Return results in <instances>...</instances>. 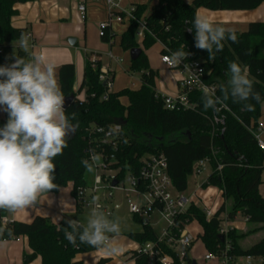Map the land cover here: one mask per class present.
<instances>
[{"label":"trees","instance_id":"obj_1","mask_svg":"<svg viewBox=\"0 0 264 264\" xmlns=\"http://www.w3.org/2000/svg\"><path fill=\"white\" fill-rule=\"evenodd\" d=\"M27 0H0V66L14 62L13 53L28 59V54L15 43L26 34V29L13 27L11 18L18 14L17 3ZM264 0H158L150 10L147 4H134V16L129 20L128 28L122 33L121 46L125 50L141 48L142 53L136 60H131L130 71L141 72V86L138 89L124 88L119 91H109L105 80L100 78L103 64L101 60H89L84 69L83 80L78 92L75 91V64L65 63L59 69L60 87L65 97L76 95V99L65 110L73 124L78 123L75 135L68 136V147L63 154L54 158L56 165L53 183L61 187L72 184V193L78 187L88 183L87 169L82 160L87 159L84 153L87 129L95 125L108 126L115 122L127 121L123 130L119 157L122 165L130 166L137 173L142 157L156 152H164L169 163V174L174 187L184 192L188 187V176L192 173L194 162L205 157L211 158L213 172L204 182V187L215 186L222 192L224 202L216 216L207 220L204 210L192 204L183 221H197L203 228L198 234L208 253H217L227 242L232 246V253L237 256L264 257V237L248 248L241 245V240L252 234L256 229L238 231L232 229L224 239L221 238L219 216L226 212L229 220L241 213L248 222L259 224L264 230V197L260 194L263 183L264 149L249 127L256 130L262 115V104L254 100L234 102L229 96L224 100L232 112L227 113L226 130L216 135L212 134L211 118L214 111L203 107V92L192 91L189 98L196 104L195 109L170 110L166 108L165 100L156 89L158 72L150 66L146 50L156 43L162 44L161 53H172L184 45V50L190 53L194 60H200L205 69V81L217 86V94L223 98L222 86H228L231 77L230 62H237L248 70L249 79L253 81L254 91L259 92L264 100V21L252 22L248 30L235 31L238 42L225 39L223 50L215 53L214 60H209V53L195 47L192 21L198 8L211 10H250L258 7ZM144 19L147 25L145 37L139 41L137 32L140 28L138 20ZM116 34L111 26L105 29L102 40L111 43ZM168 49H166L165 48ZM114 73L109 72V78L114 80ZM86 92V99L81 100L78 93ZM108 92V97L104 95ZM127 97L129 104L122 103L121 98ZM254 105L248 110L245 105ZM73 114L75 119H72ZM7 118H0V127ZM213 150L216 151L213 156ZM218 161L224 164L217 171ZM79 209V208H78ZM8 211L0 210V215ZM137 221L142 220L135 216ZM63 218L55 223L50 217L35 216L30 222L13 221L8 226H2L5 232L0 234V240L27 236L32 253L24 254V264H32L39 256L42 264H83L77 260L78 254L100 250L88 245L73 246L65 238V228L68 227ZM143 230L128 233L140 244L154 241L158 233L150 224H144ZM183 226V225H181ZM69 231L71 229H68ZM9 232L11 235H9ZM136 264H148V259L138 250L130 251ZM189 253L186 262L178 260L174 264H190ZM101 259L98 264H103Z\"/></svg>","mask_w":264,"mask_h":264},{"label":"clouds","instance_id":"obj_2","mask_svg":"<svg viewBox=\"0 0 264 264\" xmlns=\"http://www.w3.org/2000/svg\"><path fill=\"white\" fill-rule=\"evenodd\" d=\"M195 47L206 50L209 60L223 50V41L238 42L234 29L214 22L208 15L197 12L192 21ZM20 46L28 52L27 37L21 36ZM180 49L171 53V61L180 64L190 53ZM14 62L0 66V109L7 113L6 123L0 127V210L15 213L18 210L52 203L48 193L58 189L53 183L56 165L54 158L68 147V136L75 133L79 124H73L64 108L65 96L58 83L56 67L42 54L32 53L25 59L13 53ZM231 77L228 86H222L223 98L205 85L203 107L219 112L229 96L234 102L254 100L264 103L260 93L254 91L248 70L237 62L229 64ZM248 110L254 105L246 104ZM72 119H75L73 114ZM120 126H113L118 132ZM90 160H82L87 171L92 172L101 156L91 150ZM95 202V201H94ZM68 206L64 203V209ZM57 221L59 218H56ZM65 238L70 244L102 248L116 256L121 250V227L118 220L109 219L98 202L92 208L86 224L79 220H67ZM68 229H71L70 231ZM5 229L0 228V234ZM9 235L11 233L9 232ZM7 241H0V247Z\"/></svg>","mask_w":264,"mask_h":264},{"label":"built area","instance_id":"obj_3","mask_svg":"<svg viewBox=\"0 0 264 264\" xmlns=\"http://www.w3.org/2000/svg\"><path fill=\"white\" fill-rule=\"evenodd\" d=\"M121 1L104 0L108 7L109 16L107 20L100 23L101 36L105 34V29L115 21L125 22L126 20L136 19L134 16L136 7L131 6L125 9L122 7ZM86 3L87 0H82L78 6L83 19L86 16ZM138 22L140 28L137 36L142 40L145 37L147 25L144 19L138 20ZM161 61L167 67L177 69L182 74L178 81L180 91L177 95L160 93L165 100L166 108L170 110L195 109L196 104L190 100L189 93L195 90L202 92L205 85L214 89L218 96L217 86L210 85L205 81V69L200 60H194L188 56L180 64H175L171 61V53H162ZM101 73L100 78L105 80L108 90H113V79L109 78V70L102 67ZM107 97L108 92L104 95V98ZM217 107L220 108V111L214 112L211 118L213 135L226 130L227 113L232 112L231 107L224 101L222 105H217ZM115 125L120 126L118 132L113 131ZM249 128L253 131L258 145L264 149L263 128L260 124L256 130L253 126ZM123 130L124 124L122 122H115L108 126L95 125L87 129L84 153L87 159L90 160L91 150H94L96 154L101 156V160L97 165H94L93 179L78 187L75 194H73L77 207L81 211L87 208L92 210L95 207V202H98L101 210L108 217H112L114 215L116 192H121L122 196L124 195L129 213L134 217H139L143 225L150 224L154 228L150 221V216L154 212H158L165 222L162 231L157 232L158 237L156 240L143 243L137 249L140 254L147 257L148 264H174L177 260L185 263L189 248L198 239V236L196 237L189 229L192 222L189 220L183 221L182 217L192 204L200 207L199 202L196 201L197 190L190 196L176 190L169 174L167 157L162 151L142 157L141 166L137 173L133 172L130 166L122 165L118 155L124 138ZM215 153L216 151L213 150V156ZM211 161L210 157H205L194 162L192 174L198 177L209 171V169L212 173ZM223 167L224 164L218 161L216 170L221 171ZM115 181L117 182L114 184ZM126 182H128V186H126ZM133 195H136L137 198L134 199ZM201 208L206 213L207 220H211L216 216L220 207L216 211L206 205ZM219 219L221 220L220 233L222 235H227L230 230L237 227L235 223L228 225L229 218L226 212L221 213ZM245 220L247 222L248 218H245ZM0 222L4 227L12 223L13 220L7 213L6 215H0ZM232 249L231 244L227 242L217 253H207L205 259L207 261L218 259L221 264H252V261L258 258V261L264 264V257L262 256H237L232 253ZM243 259H246V262Z\"/></svg>","mask_w":264,"mask_h":264},{"label":"crops","instance_id":"obj_4","mask_svg":"<svg viewBox=\"0 0 264 264\" xmlns=\"http://www.w3.org/2000/svg\"><path fill=\"white\" fill-rule=\"evenodd\" d=\"M81 1L82 0H27L26 2L17 3L15 5L18 14L11 18L13 27L26 29L27 31L24 36L27 37L28 40V59H31L32 53L44 55L49 62L55 65L59 85V69L61 65L65 63L75 64V91H77V88H80L84 69L89 58L92 60H101L103 67L116 75V71L112 69L111 64L104 63V52L101 51L107 49L108 56L111 60L113 59L121 64L124 63V59L119 57L121 54L120 50L115 49V43L118 40L117 33L123 31L120 24L125 22H113L111 28L116 34V37L111 43L105 42L99 37V30H97L96 25L108 19L109 14L106 3L104 0H87L86 16L83 19L78 9ZM157 1L158 0H122L121 5L123 8L128 9L134 4H147L150 10ZM185 1L188 3L193 2V0ZM197 12L208 15L214 22L222 26L234 29L238 32H244L248 30L250 23L264 21V2L258 7L250 10H211L200 7ZM121 36L119 39L120 44ZM14 45L15 48L24 50L20 46V40ZM120 66L122 67V65ZM181 76L182 74L179 71V76L176 80V90L174 93L167 95H177L179 93L178 81ZM140 86L135 84V86H132V89H138ZM128 87L129 86L125 84H120V86L115 89L113 83V91H119ZM121 100L123 104H129L127 97H122ZM2 114L3 112H0V115ZM0 118L8 119L7 113L6 116H0ZM259 124L263 128L264 136V103L262 104V115L259 119ZM259 190L260 194L264 197V194L261 192V186ZM48 196L49 199L52 200L51 204L45 202L42 205L18 210L15 213L8 212V216L13 221L30 222L35 216L41 215L50 217L55 223H59L63 218L75 220L74 218L77 212H82L77 207L75 197L72 193L71 183L65 187H61L57 192L51 190ZM64 203L68 204L66 209H64ZM56 218H59L58 221ZM244 225L246 224H236L237 227L243 226V228H245ZM130 232L134 231H128V233ZM0 241H7L6 244L0 247V264H24V254L32 253L27 236H19L17 239L12 238ZM120 245L121 250L116 256L110 255L104 249L94 253L92 264H98L101 259H106L104 264H136L130 253V251L137 250L136 246L128 243L124 235L120 238ZM76 259L84 263L85 254H78ZM32 264H42L41 257L39 256L36 258Z\"/></svg>","mask_w":264,"mask_h":264},{"label":"rangeland","instance_id":"obj_5","mask_svg":"<svg viewBox=\"0 0 264 264\" xmlns=\"http://www.w3.org/2000/svg\"><path fill=\"white\" fill-rule=\"evenodd\" d=\"M123 31L118 32L117 38L118 40L115 43V49L120 50V55L119 57L124 59V63H117L115 60H111L110 57L108 56V50L105 49L104 51V63L106 64H111V67L113 70L116 71V75L114 77V86L115 89H117L120 84H125L126 86H129L132 88V86L138 85L140 86V76L141 72L139 71H130V62H131V57H130V50H125L120 42V36L128 28L129 21L126 20L125 23L120 24ZM97 30H99V37L100 35V23L96 25ZM139 41H141L138 38ZM161 49L162 45L161 43H156L153 46H151L149 49L146 50V53L148 55L149 63L150 66L155 69L158 72V76L156 78V89L159 93L162 94H172L176 90V80L179 76V71L177 69H172L167 67L162 61H161ZM119 64V65H118ZM122 65V67L120 66ZM119 66V67H118ZM128 70V71H126ZM78 80V78L76 77ZM76 82V80H75ZM128 87V88H129ZM135 88V87H133ZM77 88V91L78 92ZM78 97H80L81 100L86 99V92L85 90H82L80 93L77 94ZM0 112H3L2 115L0 116H6V112H4L2 109H0ZM211 170L207 171L201 176L195 177L192 173L188 176V187L184 191V194L187 196L192 195L196 190H197V197L196 196V201L199 202L200 207H205L208 206L214 211H216L221 203L223 202V198L221 195V191L218 187L215 186H210V187H204L203 184L210 175ZM94 175V170L92 172H87L88 176V181L93 179ZM262 178L264 180V171L262 174ZM126 186H128V182L125 183ZM261 192L264 194V182L261 185ZM134 199L137 198L136 195H133ZM114 200V215L112 217H109V219L112 220H118L120 223L121 227V237L124 235L126 237V241L128 243L134 244L137 249L140 247V243L136 240H134L131 236H129L128 231H139L143 230V223L140 221H137L134 216H132L129 211H128V206L127 203L124 199V195L122 196V193L117 191L116 196ZM116 201V202H115ZM91 209L87 208L86 210L82 212H77V215H75V220H79L81 223L87 222V219L90 215ZM150 221L152 225L154 226L156 232L160 233L165 226V222L161 219L160 215L158 212H154L150 216ZM233 223L235 224H246L243 226H238L235 229L238 231H243L247 233V231L256 229L252 234L246 236L244 239L241 240V245L244 248H248L252 246L253 244L259 242L263 237H264V230L259 229L260 225L259 224H252L249 223L248 221L246 222L245 216H243L241 213H239L236 217L235 220H229L228 225H232ZM189 229L191 232H193L196 237L198 236L199 233L202 232L203 228L202 226L197 222L193 221L189 225ZM120 237V238H121ZM100 250H103L102 248ZM99 250L95 251H90L83 253L85 254V262L83 264H92V258L94 253H96ZM189 256L191 257L192 260H196L198 264H221L220 260H210L207 261L205 259V255L209 252L202 239L198 238L194 241V243L190 246L189 248ZM244 262H246V259H243ZM104 264V263H103ZM252 264H261L260 261H258V258L254 259L252 261Z\"/></svg>","mask_w":264,"mask_h":264},{"label":"water","instance_id":"obj_6","mask_svg":"<svg viewBox=\"0 0 264 264\" xmlns=\"http://www.w3.org/2000/svg\"><path fill=\"white\" fill-rule=\"evenodd\" d=\"M142 53V49L141 48H133L130 50V57H131V60H136L140 54ZM76 99V95L75 94H72L71 96H68V97H65V101H64V108L65 110L71 105V103ZM123 124H127V121H123ZM77 131V130H76ZM75 133H72L70 135H75ZM117 181L114 182V184L116 183ZM221 238L224 239V235L221 234ZM190 264H198L196 260H193L192 263Z\"/></svg>","mask_w":264,"mask_h":264}]
</instances>
